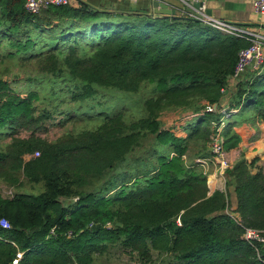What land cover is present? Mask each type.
Wrapping results in <instances>:
<instances>
[{
    "label": "trees",
    "instance_id": "trees-1",
    "mask_svg": "<svg viewBox=\"0 0 264 264\" xmlns=\"http://www.w3.org/2000/svg\"><path fill=\"white\" fill-rule=\"evenodd\" d=\"M25 1L0 0V179L20 188L23 177L42 191L0 193V220L9 224L0 225V264L18 252L17 264H98L116 244L143 261L166 256L159 264H264V243L243 237L245 228L264 235V169L240 155L224 172V189L209 193L204 170L184 159L197 142V156L207 157L212 122L221 120L223 92L249 41L185 14L85 2L30 13ZM14 68L24 90L2 78ZM110 88L146 90L144 115L99 112L87 116L97 119L91 127L55 140L38 135L64 102L104 99L100 91ZM226 107L237 110L221 131L230 151L241 141L235 126L264 123V66L237 79ZM76 110L67 107L63 121L74 122ZM172 110L192 114L185 135L161 120Z\"/></svg>",
    "mask_w": 264,
    "mask_h": 264
},
{
    "label": "rangeland",
    "instance_id": "rangeland-1",
    "mask_svg": "<svg viewBox=\"0 0 264 264\" xmlns=\"http://www.w3.org/2000/svg\"><path fill=\"white\" fill-rule=\"evenodd\" d=\"M14 73H11V75H3L2 78L6 80H18V82H12V86L17 88L18 90H24L26 88L25 81H22L20 78L24 76L23 71L14 68ZM16 73V75H15ZM18 75V76H17ZM236 82H232L229 85V88H227L223 94L224 96L231 94V92L234 90ZM107 91H100V94L104 95V99H101L100 95H96L92 97L90 100L81 102V103H72V102H64L61 105L62 110L64 111L63 114H55L54 118L49 120L47 124V130L39 132L38 135L48 139V140H55L57 137H59L61 134L66 133L67 131L74 130V127L76 130L91 127L93 122H96L97 119L95 118L92 122L89 123L87 116H94L98 117L99 112H107L109 114H112L116 111H124L126 112L127 118H138L144 115V107H143V99L148 96L146 90H140L136 93H130V92H122L118 89H106ZM228 102V100H227ZM226 104H223L227 106ZM57 103L56 100H52V104ZM37 105L39 107L43 106V103L38 102ZM51 105V104H49ZM67 107L74 109L77 108L75 111L77 113L76 119L74 122L71 120L68 122H64V113L67 111ZM60 110V109H59ZM184 113L179 112L175 113L172 111H165L162 114L163 122L167 126H174L173 130L180 135H185V132L183 131V128L185 126V122L187 119L183 118ZM224 116L221 122L222 129L225 126L226 118H230ZM99 122V121H98ZM28 135L27 132H22L21 136ZM9 139H6L4 141H8ZM201 145L200 142L194 143L189 151L184 156L185 161H187L186 164H189L188 162H195L197 158L195 156L197 155V148ZM149 144L145 146V148H148ZM207 146V145H206ZM210 143H208L207 146V152L210 150ZM143 148H139L135 153H133L132 156L138 155L140 156ZM211 153V151H209ZM232 155V154H230ZM228 151H227V159L230 163V166L239 158H237L233 163L231 161ZM211 159H212V153H211ZM130 161V160H128ZM127 161V162H128ZM126 162V163H127ZM190 163V164H191ZM125 165V164H124ZM122 166V168L124 167ZM213 166V169L216 174H218V177L220 178V182L225 185V178H224V172L225 170H222L220 166H218L215 162H207L206 166L204 167V172L209 169L208 166ZM262 168H264V165H261ZM208 168V169H206ZM208 173V172H207ZM206 173V175H207ZM208 181L211 183L213 180H210V178L207 175V184ZM116 187L111 188L112 191L115 190ZM16 191H23L31 194H38L42 191V187L40 184H31L25 180V178L21 177V187L18 188L17 186H11L7 184L5 181L0 179V193L4 196H11ZM62 202L64 204H71L73 201H69L66 199H62ZM234 195L232 194V197H230V203H229V212L233 209L234 206ZM233 214V213H232ZM96 262L98 264H159V262L162 259H165L166 256H162L156 252H154L151 256V259L149 261H143L138 257V255L134 252H130L129 250L124 249L120 245L116 244L114 246H110L103 254L96 256Z\"/></svg>",
    "mask_w": 264,
    "mask_h": 264
},
{
    "label": "crops",
    "instance_id": "crops-1",
    "mask_svg": "<svg viewBox=\"0 0 264 264\" xmlns=\"http://www.w3.org/2000/svg\"><path fill=\"white\" fill-rule=\"evenodd\" d=\"M173 9L175 14H184L187 10L182 0H160ZM79 2H85L93 7L111 11H126L130 9H147L148 12L152 10V0H73L72 4L77 5ZM206 10H210V15L214 18L229 21L238 25L248 27L256 30L264 36V14L257 13L252 8V5L247 0H208L206 3ZM229 88V87H228ZM229 94L222 97L221 105L226 104ZM180 110H172V112L179 114ZM192 114L184 113L183 118L190 119ZM161 120L163 118L161 116ZM164 123V122H163ZM234 130L240 135L241 141L238 146L228 151L232 163L243 155L247 161L256 159L255 166L261 167L264 165V123L255 122L235 126ZM180 135V134H179ZM195 158H199L197 155ZM212 162L211 155L207 154L205 158H199ZM187 163V161H185ZM190 165L191 162H188ZM204 170L203 165L193 162ZM192 164V163H191ZM209 168V169H208ZM206 171L211 183L208 181L209 193L214 190H223L225 185L220 182L218 174L215 173L213 166H208ZM264 169V168H263ZM224 176V175H223ZM225 178V177H224ZM234 193L231 190V197ZM234 203V202H233Z\"/></svg>",
    "mask_w": 264,
    "mask_h": 264
},
{
    "label": "built area",
    "instance_id": "built-area-1",
    "mask_svg": "<svg viewBox=\"0 0 264 264\" xmlns=\"http://www.w3.org/2000/svg\"><path fill=\"white\" fill-rule=\"evenodd\" d=\"M208 0H182L187 10L183 12L185 15L200 19L201 21L210 24L223 34L242 37L249 41V44L238 52L237 60L234 65L233 73L230 78L229 85L237 79L248 69L259 70L264 66V36L248 27L238 25L229 21L221 20L212 17L207 13L205 3ZM252 5L255 12L264 14V0H247ZM73 0H26L25 8L30 13H38L41 9L49 6H61L72 4ZM195 3H200V6H195ZM215 106L207 107V111H212ZM237 110L234 108H227L223 106L221 109L222 117L219 123L212 122L214 130L210 134L209 143L211 145L210 151L212 153V161L215 162L222 170L230 167L227 159V151L223 146V138L221 136L222 126L221 122L224 116L229 117ZM227 119V118H226ZM225 119V120H226ZM36 152L34 156H37ZM203 166H206L208 160L199 159L195 161ZM0 225L2 227H9L7 220L1 219ZM243 237L247 240H255L264 243V235L262 231L253 228H245ZM22 253L18 252L11 264H17L21 258Z\"/></svg>",
    "mask_w": 264,
    "mask_h": 264
},
{
    "label": "water",
    "instance_id": "water-1",
    "mask_svg": "<svg viewBox=\"0 0 264 264\" xmlns=\"http://www.w3.org/2000/svg\"><path fill=\"white\" fill-rule=\"evenodd\" d=\"M200 3H195V6H200ZM151 8L149 15H161L164 17H176L173 9H170L167 4L161 2L160 0H152ZM207 13L210 14V10H207Z\"/></svg>",
    "mask_w": 264,
    "mask_h": 264
}]
</instances>
